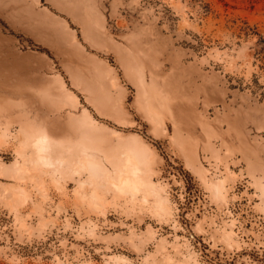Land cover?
Returning <instances> with one entry per match:
<instances>
[{"label":"rangeland","instance_id":"rangeland-1","mask_svg":"<svg viewBox=\"0 0 264 264\" xmlns=\"http://www.w3.org/2000/svg\"><path fill=\"white\" fill-rule=\"evenodd\" d=\"M247 25L264 0H0V264H264Z\"/></svg>","mask_w":264,"mask_h":264},{"label":"trees","instance_id":"trees-1","mask_svg":"<svg viewBox=\"0 0 264 264\" xmlns=\"http://www.w3.org/2000/svg\"><path fill=\"white\" fill-rule=\"evenodd\" d=\"M247 24V23H245ZM242 34L246 36L257 35L258 40L256 41L257 54L261 58V61H264V36L258 31V28L245 26L240 29Z\"/></svg>","mask_w":264,"mask_h":264},{"label":"water","instance_id":"water-1","mask_svg":"<svg viewBox=\"0 0 264 264\" xmlns=\"http://www.w3.org/2000/svg\"><path fill=\"white\" fill-rule=\"evenodd\" d=\"M191 235V237L193 238V239H195V237H194V235L193 234H190Z\"/></svg>","mask_w":264,"mask_h":264}]
</instances>
